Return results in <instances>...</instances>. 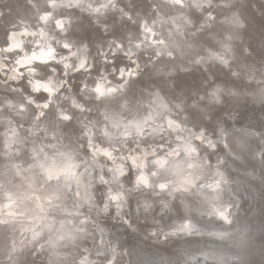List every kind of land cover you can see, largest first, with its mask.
I'll return each mask as SVG.
<instances>
[{"label": "clouds", "instance_id": "1", "mask_svg": "<svg viewBox=\"0 0 264 264\" xmlns=\"http://www.w3.org/2000/svg\"><path fill=\"white\" fill-rule=\"evenodd\" d=\"M0 264H264V0H0Z\"/></svg>", "mask_w": 264, "mask_h": 264}]
</instances>
